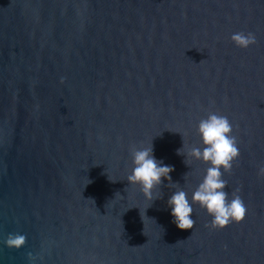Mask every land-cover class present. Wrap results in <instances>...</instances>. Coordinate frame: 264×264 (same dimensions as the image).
<instances>
[{
    "label": "water",
    "instance_id": "obj_1",
    "mask_svg": "<svg viewBox=\"0 0 264 264\" xmlns=\"http://www.w3.org/2000/svg\"><path fill=\"white\" fill-rule=\"evenodd\" d=\"M209 112L232 123L223 179L246 215L213 230L193 204L182 231L167 199L207 165L177 150ZM152 140L178 183L154 202L127 182ZM261 166L264 0H0V264H264Z\"/></svg>",
    "mask_w": 264,
    "mask_h": 264
},
{
    "label": "clouds",
    "instance_id": "obj_2",
    "mask_svg": "<svg viewBox=\"0 0 264 264\" xmlns=\"http://www.w3.org/2000/svg\"><path fill=\"white\" fill-rule=\"evenodd\" d=\"M231 40L237 47L247 49L256 43L254 33L235 32ZM200 137L199 146H188L184 143L177 154L184 157L188 166L190 160H197L207 165L203 179L193 192L191 199L188 193L180 187L167 199V208L173 223L180 230H189L194 226L193 204H198L210 215V226L213 230H223L233 222H241L246 215V206L242 198L233 193L229 199L226 191L227 181L223 179L225 172L231 170L234 161L239 157L237 138L233 134V126L229 118L216 112H209L201 118L196 128ZM187 149V151H183ZM129 153L132 159V170L127 176L128 184L139 187L145 197L152 202L163 199L161 185L164 180L170 181L173 186L171 173L174 166L165 164L154 155L153 140L141 146H130ZM258 175L264 176V166L259 168ZM239 189L236 190L238 192ZM26 235L10 233L6 244L12 249H21L26 243Z\"/></svg>",
    "mask_w": 264,
    "mask_h": 264
}]
</instances>
